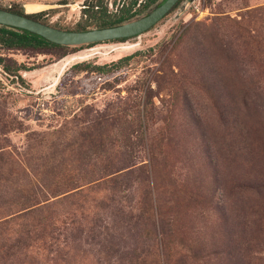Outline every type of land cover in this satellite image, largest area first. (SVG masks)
<instances>
[{
    "label": "rangeland",
    "instance_id": "374dc122",
    "mask_svg": "<svg viewBox=\"0 0 264 264\" xmlns=\"http://www.w3.org/2000/svg\"><path fill=\"white\" fill-rule=\"evenodd\" d=\"M86 1L129 2L0 9L43 5L71 31ZM30 205L44 230L0 228V264H264V0H179L122 41L0 46V223Z\"/></svg>",
    "mask_w": 264,
    "mask_h": 264
},
{
    "label": "trees",
    "instance_id": "16d2710c",
    "mask_svg": "<svg viewBox=\"0 0 264 264\" xmlns=\"http://www.w3.org/2000/svg\"><path fill=\"white\" fill-rule=\"evenodd\" d=\"M157 0H129L128 3L122 4L118 9L116 8L114 12L107 11L105 7H102L97 3V1H86L82 8V17L84 20L78 22L75 28L71 31H86L90 29H102L109 28L119 25L124 21H128L139 17L142 12L148 10L151 5H153ZM191 1V0H187ZM177 4V3H176ZM175 4V5H176ZM174 5V6H175ZM173 6V7H174ZM5 11L25 16L31 20L43 23L41 17L45 14L44 12H39L32 15H24L21 8L9 7L3 9ZM46 25V24H45ZM57 29V28H56ZM62 30V29H59ZM69 31V30H66ZM122 41V40H118ZM0 46L5 49H17V48H60L65 49L67 47L57 46L51 44L42 38L28 33L20 29H14L9 27H0ZM18 66L14 71H18ZM48 206H36L30 205L21 209L20 213L10 216L8 219L0 223V228L2 230H9L15 225L22 227L24 236L28 239L29 234L35 230V226L41 225V230L43 231L45 225L42 224L38 216H42V213H46ZM46 215H50L47 213ZM51 216V215H50ZM21 222V223H20ZM49 224L46 225V228ZM25 229V230H24ZM2 232V231H1ZM22 238H15L14 241L19 243Z\"/></svg>",
    "mask_w": 264,
    "mask_h": 264
},
{
    "label": "water",
    "instance_id": "95a60500",
    "mask_svg": "<svg viewBox=\"0 0 264 264\" xmlns=\"http://www.w3.org/2000/svg\"><path fill=\"white\" fill-rule=\"evenodd\" d=\"M179 0H159L149 12L143 16L124 21L117 26L90 29L86 31H64L0 9V27L20 29L34 34L43 40L63 47H78L92 45L105 41L125 39L140 35L155 25L164 17ZM47 7L43 5L24 6V14L43 12Z\"/></svg>",
    "mask_w": 264,
    "mask_h": 264
},
{
    "label": "flooded vegetation",
    "instance_id": "af4514ba",
    "mask_svg": "<svg viewBox=\"0 0 264 264\" xmlns=\"http://www.w3.org/2000/svg\"><path fill=\"white\" fill-rule=\"evenodd\" d=\"M177 2H178V1H177ZM158 4H159V1L156 2V3H154L153 6L151 5L152 7L150 6V8H149L148 10L144 11V14H146L147 12H149V11H150L155 5H158ZM172 8H173V7H172ZM23 14H24V13H23ZM36 14H37V13H36ZM144 14H143V15H144ZM24 15H25V14H24ZM29 15H32V14H29ZM143 15H142V16H143ZM166 15H167V14H166ZM164 16H165V15H164ZM160 20H161V19H160ZM160 20H159V21H160ZM159 21H158V22H159ZM37 22H38V21H37ZM42 24H43V23H42ZM153 26H154V25H153ZM153 26H152V27H153ZM152 27H151V28H152ZM151 28H150V29H151ZM55 29H56V28H55ZM148 30H149V29H148ZM148 30H147V31H148ZM64 31H66V30H64ZM137 36H138V35H137ZM134 37H135V36H134ZM125 39H127V38H125ZM119 40H123V39H119ZM113 41H114V40H113ZM100 43H101V42H100Z\"/></svg>",
    "mask_w": 264,
    "mask_h": 264
},
{
    "label": "bare ground",
    "instance_id": "6f19581e",
    "mask_svg": "<svg viewBox=\"0 0 264 264\" xmlns=\"http://www.w3.org/2000/svg\"><path fill=\"white\" fill-rule=\"evenodd\" d=\"M71 60H73V59H71Z\"/></svg>",
    "mask_w": 264,
    "mask_h": 264
}]
</instances>
